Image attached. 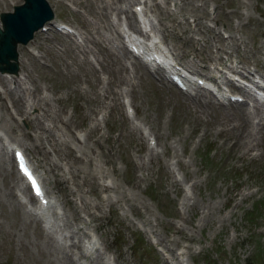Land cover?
<instances>
[{
  "label": "rangeland",
  "instance_id": "374dc122",
  "mask_svg": "<svg viewBox=\"0 0 264 264\" xmlns=\"http://www.w3.org/2000/svg\"><path fill=\"white\" fill-rule=\"evenodd\" d=\"M20 1L0 0V12ZM48 1L54 12L51 22L66 23L74 31L68 35L74 39L79 34L74 41L83 49L77 50L72 37L53 26L20 43L23 66L12 75L24 76L28 69L35 84L24 79L27 89H22L13 79L0 83V128L6 142L25 148L41 173L42 185L58 202L62 227L71 229L85 220L96 224L97 254L107 256V262L109 257L108 264H171L181 252L187 264H264V205L260 217L246 216L264 193V103L253 98L220 103L204 91L209 101L194 106L190 94L157 79L139 59L124 56L118 27H131L123 11H132L139 0ZM157 1L175 16L159 9L151 31L161 37V23H177L162 40L176 60L201 76L219 75L215 65L224 63L264 76V0ZM113 52L123 65L111 59ZM122 74L134 79L132 87L118 79ZM5 77L0 73V81ZM223 88L241 93L231 84ZM20 105L25 113L19 112ZM244 109L250 110L252 138L243 136L238 142L235 127H241L237 116ZM32 135L40 148L33 145ZM242 143L253 148L246 151ZM2 150L0 142V264H80L79 256L73 262L69 256L78 249L65 246L59 231L53 233L54 241L37 214L29 212L36 201H18V184L24 181L18 179L12 153ZM98 179L113 186L111 191L100 188ZM164 252L171 255L169 262Z\"/></svg>",
  "mask_w": 264,
  "mask_h": 264
},
{
  "label": "bare ground",
  "instance_id": "6f19581e",
  "mask_svg": "<svg viewBox=\"0 0 264 264\" xmlns=\"http://www.w3.org/2000/svg\"><path fill=\"white\" fill-rule=\"evenodd\" d=\"M107 1V0H106ZM114 1V0H113ZM121 1V0H120ZM131 1L132 0H126V2H127V4H130L131 3ZM142 0H139V2L138 3H140ZM170 1L171 0H164V3L166 2V4L167 3H170ZM172 1H174V5H175V2L177 1V0H172ZM186 1V0H185ZM187 1H189V0H187ZM186 1V2H187ZM109 2V1H108ZM116 2V1H115ZM124 2V1H123ZM161 2V1H160ZM181 2V1H180ZM14 4H15V2H13ZM125 3V2H124ZM161 3H163V2H161ZM106 4V3H105ZM112 4V3H111ZM142 4H143V6H144V2L142 1ZM121 5H122V3H121ZM120 5V6H121ZM206 5V4H205ZM107 6V5H106ZM135 6V5H134ZM178 6V5H177ZM179 6H181V5H179ZM193 6V5H192ZM129 7V6H128ZM184 7V6H183ZM200 7V6H199ZM124 8H126V7H124ZM168 8H169V6H168ZM187 8V7H186ZM116 9V8H115ZM159 9H161V10H163V11H165L167 14L166 15H168V16H170V17H173V16H175L174 15V10H168L167 9V5L166 6H164V5H161L157 0H152V3L151 2H149L148 0L146 1V6H145V10H144V8H143V10H142V7H140V12L141 11H144V13L146 14V15H144V13H143V15L145 16V18H143V21L145 22V24H147V21H146V16H147V18L151 21L150 22V25H151V28H155V27H153V25H154V22H153V13H157V11L159 10ZM109 10V9H108ZM114 10V9H113ZM187 10V9H186ZM107 11V10H106ZM116 11V10H115ZM119 11V10H118ZM122 11V10H121ZM183 11V10H182ZM190 11V10H189ZM201 11V10H200ZM237 11V10H236ZM123 12H125V14H126V18H127V21H128V23H129V25L132 27V28H134V29H137V26H136V24H134L133 23V18H134V13H135V11L134 10H130V9H128L127 10V8L126 9H124V11ZM185 13H187V11L185 12ZM194 13V12H193ZM106 14V13H105ZM115 14V13H114ZM113 14V15H114ZM165 14V13H164ZM175 14H176V12H175ZM184 14V13H183ZM107 15V14H106ZM165 15V16H166ZM195 16H196V18H194V19H196V23H198L199 22V19H198V14H195ZM242 16V15H241ZM116 18V17H115ZM251 18V17H250ZM253 18V17H252ZM109 19V18H108ZM110 19H111V16H110ZM109 19V25L111 26V27H115L116 28V31H117V24H116V22H114L113 20H110ZM183 19V18H182ZM181 19V20H182ZM116 20V19H115ZM186 20H187V18H186ZM183 21V20H182ZM176 22V21H175ZM180 22V21H179ZM185 22V21H184ZM55 22H51V24H54ZM161 25L163 26L162 27V29H163V31H162V36H161V38L163 39V40H165L164 39V37H165V30H167V28H169V30L170 31H172V32H174V29H176L177 28V23L176 24H172L171 25V27H167L164 23H161ZM155 26V25H154ZM239 26V25H238ZM0 27H1V20H0ZM93 27L95 28V27H97V25H93ZM201 27V26H200ZM46 28H48V26L46 27ZM97 29V28H96ZM157 29V28H156ZM121 28H120V32H121ZM139 32H141V30L138 28L137 29ZM185 29H182V32L184 31ZM81 32V31H80ZM185 32V31H184ZM142 33V32H141ZM160 33H161V31H160ZM170 33V32H169ZM168 33V34H169ZM83 34V33H82ZM65 35H68V34H65ZM79 35V34H78ZM78 35H76L75 36V38L74 39H76V37L78 36ZM81 35V34H80ZM86 35V34H85ZM71 39H73V36L72 35H68ZM114 36V35H113ZM116 36V35H115ZM126 36H127V39L128 40H130V42H131V44L132 45H134L136 48H137V51H138V53H140L141 55H142V57L143 58H145L146 60H148V61H156V59L157 60H159L160 62H159V64L162 66V67H165L164 65H165V63H166V59H164V58H162L161 57V55L160 54H158L157 52H154L153 50H152V48L150 47V45H149V43L148 42H146V44H144V45H142L141 44V42H138V41H136V40H134L133 38H132V36L130 35V34H126ZM158 36H160V35H158ZM174 36V35H173ZM79 37V36H78ZM177 37H179V36H177ZM187 37H190L189 35H187ZM234 37V36H233ZM82 38V37H81ZM109 38V37H108ZM107 38V39H108ZM116 38H117V40H118V37L116 36ZM172 38V37H171ZM241 38V37H240ZM74 39L72 40V41H74ZM148 39H149V37H148ZM179 39V38H178ZM187 39V38H186ZM90 40L91 41H93V42H99L98 40H96L95 38H90ZM166 40H167V38H166ZM238 40V39H237ZM35 41V40H34ZM109 41V40H108ZM119 41V40H118ZM75 42V48L77 49V50H82L83 49V45H81L80 46V43H78L79 41H77V40H75L74 41ZM81 42V41H80ZM115 42V41H114ZM159 42H162V41H160V39H159ZM235 42V41H234ZM243 42V41H242ZM35 43H36V41H35ZM120 43H121V41H120ZM178 43V42H177ZM79 44V45H78ZM83 44V43H82ZM86 44V43H85ZM119 44V43H118ZM243 44V43H242ZM112 45V44H111ZM117 45V44H116ZM115 45V46H116ZM229 45V44H228ZM85 46V45H84ZM112 46H114V45H112ZM230 46V45H229ZM106 47V46H105ZM120 47H122V53H123V55L125 56H128L129 54H128V52L124 49V45L121 43L120 44ZM170 47V46H169ZM240 47V46H239ZM18 46H17V50H18ZM115 48V47H114ZM167 48H168V45H167ZM173 48V47H172ZM176 48V47H175ZM89 49V48H88ZM113 49V48H112ZM170 49V48H169ZM93 50V49H92ZM117 50H119V49H117ZM171 50V49H170ZM224 50V49H223ZM94 51V50H93ZM233 51H234V49H233ZM30 52H32V56L34 57V58H36L35 56V54H34V51H30ZM30 52H28V53H30ZM115 52H116V49H115ZM102 53V52H101ZM121 53V52H120ZM171 53V52H170ZM21 51L19 52V60H18V63H19V68H20V70L22 69V66H23V61H22V56H21ZM108 54V53H107ZM234 54V53H233ZM31 55V54H30ZM35 55V56H34ZM122 55V54H121ZM123 55H122V57H123ZM31 56V57H32ZM112 56V55H111ZM113 56H114V58H111V59H113V60H116V62L117 63H119L120 65L122 64V58L121 57H119V56H117V54L115 53L114 54V52H113ZM29 57V56H28ZM32 57V58H33ZM126 58V57H125ZM29 59H31V58H29ZM100 59V58H99ZM35 60V59H34ZM126 60V59H125ZM131 62H132V67H133V69H132V71H136L135 70V67H136V62L134 61V60H131ZM128 63V62H127ZM162 63V64H161ZM113 64V63H112ZM126 64V63H125ZM123 65V64H122ZM127 65V64H126ZM129 65V64H128ZM171 65V64H170ZM237 65V64H236ZM188 66V65H187ZM217 66V65H216ZM224 66H225V69H226V71H227V69H229V68H231V72L232 71H234L235 70V68H234V64H227V63H224ZM117 67V66H116ZM130 67V66H129ZM113 70V69H112ZM119 70V69H118ZM118 72V71H117ZM150 72H152V74H154V76L157 78V79H159L160 77H161V74L159 73V72H157V71H155V70H153V71H150ZM4 76H6L5 78H3V80L2 81H0V83L2 84V85H4V83L6 82L7 83V81H8V83L9 82H11L12 81V79H13V82L14 81H16L17 82V85H19L20 87H22V89H27V86L24 84V82H23V80L24 79H27V80H29L30 82H32V83H34L35 84V80H34V78L31 76L32 75V73L28 70V69H25V72H23V74H24V76H20V77H16V78H14V76L11 74V73H7V72H4V73H2ZM116 74V73H115ZM220 74H221V76H224V75H226V72H220ZM243 75H245L246 77H250V75H249V73H243ZM213 76V74L211 75V77ZM227 76V75H226ZM118 79L119 80H124V82H126V83H128V85L130 86V87H132L133 86V81H134V79L133 80H130L129 78H126L125 79V76L122 74V75H119L118 76ZM216 79V78H215ZM26 80V81H27ZM25 81V80H24ZM25 81V82H26ZM220 81H223V82H225V83H227V82H229L228 81V78H225V77H222L218 82H220ZM12 85H13V83H12ZM16 85V84H15ZM8 89H10V88H8ZM6 90V92L8 93V95H9V91L10 90ZM36 89L38 90V87H37V85H36ZM10 93H11V91H10ZM184 93H186V94H190V97H189V99L192 101V104L195 106V105H197L198 103H201V101H203V103L205 102V103H207L208 101H209V98L207 97V94L204 92V91H202V92H200V89H199V93H193V92H185L184 91ZM204 93V94H203ZM195 94H197V95H195ZM4 95V94H3ZM3 95L2 94H0V97L1 98H3ZM251 96V95H250ZM19 98H21L22 99V97H20L19 96ZM252 98V97H251ZM20 99V100H21ZM222 103V102H221ZM128 106H129V104H128ZM202 107H204L203 105H201ZM130 107V106H129ZM198 107V106H197ZM259 108H260V106H259V104H254V110H255V112L257 113L258 112V110H259ZM18 109H19V112L21 113H25V111H24V109H23V105H20V107H18ZM34 110H36L35 108H34ZM243 110V109H242ZM263 110V109H262ZM47 110H45L44 112H46ZM48 111H49V109H48ZM28 112L30 113V111L28 110ZM35 112V111H34ZM252 112V111H251ZM263 112V111H262ZM49 113V112H48ZM243 113V114H242ZM241 113V115H239V116H237V119H238V122H239V124H241V127L238 129V126H236L235 128H237V131H238V142L242 139V137L243 136H245V138H246V136L249 138L250 136H251V129L249 130V129H247V126L249 125V121L250 120H252L251 118H250V110L249 111H247V110H245L244 109V111ZM253 113H254V111H253ZM261 114V113H260ZM263 115V114H262ZM44 116V115H43ZM251 116H252V113H251ZM258 116V115H257ZM1 117V116H0ZM260 117V116H259ZM131 118H132V116H131ZM224 119V118H223ZM226 119V118H225ZM236 119V120H237ZM1 120H3V117H1V119H0V126H2L4 123H2L1 122ZM222 121V120H221ZM261 121H262V119H261ZM264 121V120H263ZM38 122V121H37ZM39 122L40 123H43V120L40 118L39 119ZM225 122V121H224ZM227 122V121H226ZM230 122V121H229ZM232 122V121H231ZM259 122V121H258ZM39 123V124H40ZM223 123V122H222ZM253 123H254V121H253ZM141 124V123H140ZM234 124V123H233ZM261 123H259V125H260ZM145 125V124H144ZM258 125V124H257ZM9 126V125H8ZM10 126H11V124H10ZM44 126V125H43ZM134 127V126H133ZM136 127V126H135ZM253 127V126H252ZM258 127V126H257ZM256 127V128H257ZM8 128V127H7ZM48 128V127H47ZM46 128V129H47ZM139 128V126L137 127V129ZM234 128V129H235ZM255 128V127H254ZM49 129V128H48ZM229 129V128H228ZM0 130H2V128H0ZM231 130V129H230ZM46 131V130H45ZM244 131V133H241V132H243ZM256 131V130H255ZM259 131V130H258ZM138 132V131H137ZM235 132V131H234ZM228 133H229V131H228ZM237 133V132H236ZM254 133V132H253ZM34 135V134H33ZM32 135V138H31V141H32V143H33V145H35V147L36 148H40L41 146L40 145H38L37 144V142L35 141V136H33ZM231 136V135H230ZM258 136V135H257ZM260 137V136H259ZM6 138V137H5ZM37 138V137H36ZM234 138V137H233ZM252 138V137H251ZM251 138H249V139H251ZM148 139H149V137H148ZM228 139V138H227ZM254 139V138H253ZM252 139V140H253ZM259 139V138H258ZM5 140L6 139H4V137L3 136H0V142H1V146H2V152H4V153H6V151H7V148H9L10 146H9V143H6L5 142ZM8 140V139H7ZM11 141H13V140H11ZM232 141V140H231ZM241 141H243V140H241ZM245 141V140H244ZM250 141V140H249ZM9 142V141H8ZM237 142V141H236ZM254 142V141H253ZM42 143V142H41ZM251 143V142H250ZM3 144V145H2ZM243 144V143H242ZM158 145V144H157ZM248 144H246V143H244L243 144V146L242 147H244V148H246L245 150L247 151V150H251L252 148H251V145H249V146H247ZM254 146V145H253ZM234 147H236V146H234ZM154 148V147H153ZM158 148V147H157ZM13 149V148H12ZM150 149V148H149ZM40 150V149H39ZM76 150V149H75ZM153 151V150H152ZM155 151V150H154ZM157 151V150H156ZM78 152V151H77ZM72 153V152H71ZM79 153V152H78ZM8 155V154H7ZM158 155V154H157ZM147 156V155H146ZM4 157V156H3ZM73 157L75 158V159H78L80 156H77V155H73ZM82 157V156H81ZM149 157V156H148ZM153 157V156H152ZM1 158V157H0ZM2 160H3V158H1ZM83 159V158H82ZM8 160V159H7ZM6 160V161H7ZM48 161V160H47ZM81 161V160H80ZM1 162V161H0ZM79 162V161H78ZM48 163V162H47ZM81 163V162H80ZM9 164V163H8ZM69 164V163H68ZM71 164V163H70ZM75 164V163H74ZM79 164V163H78ZM54 169V168H53ZM48 170H52L51 168H49L48 167ZM115 170V169H114ZM53 174H54V171L52 170L51 171ZM75 174V173H74ZM40 175V174H39ZM176 176V175H175ZM59 177V176H58ZM93 177V176H92ZM146 177V176H145ZM91 179V178H90ZM145 179V178H144ZM62 180V179H61ZM67 180V179H66ZM81 180H83V179H81ZM175 180V179H174ZM63 181V180H62ZM173 181V180H172ZM182 181V180H181ZM67 182V181H66ZM94 182H96V181H94ZM178 182V181H177ZM174 183V182H173ZM94 184V183H93ZM96 184L100 187V188H102L103 190H105V191H111V189L113 188V186H111L110 184H104V183H102V182H99V179L97 180V182H96ZM115 184V183H114ZM134 184V183H133ZM19 186H18V191L19 192H26V186L25 185H23V184H18ZM185 185H186V183H185ZM78 186V185H77ZM93 186V185H92ZM188 186V185H187ZM115 190V189H114ZM77 191V190H76ZM68 192V191H67ZM74 192V191H73ZM71 193V192H70ZM82 193V192H81ZM73 194H75V193H73ZM84 196V195H83ZM109 196H111V194H109ZM185 196V195H184ZM45 197V196H44ZM190 197V196H189ZM21 198V196L19 195V193L17 192V199H18V201L20 202H23V203H25V200L24 199H20ZM74 198H75V196H74ZM81 198V197H80ZM85 198V197H84ZM187 198V197H186ZM100 199V198H99ZM128 199V198H127ZM111 200V199H110ZM113 200H115V199H113ZM108 201V200H107ZM112 201V200H111ZM75 202V201H74ZM86 202V201H85ZM101 202V201H100ZM110 202V201H109ZM115 202V201H114ZM46 203H47V205L44 207V206H39L38 208H37V213H39V217H41L42 218V220L44 221V223L46 222L47 224H48V226L47 227H45V229L46 230H48L47 231V235L49 236V237H51L54 241H55V238H54V235H53V233L54 232H58L59 231V233L58 234H60V236H61V238H63V242L65 243V246H70V245H72L73 247H76L77 249H78V251L75 253V255L76 256H79L78 258H81V259H79V263L80 264H89V263H86L85 261H83V258L82 257H84V256H86V251H88V250H90L91 248H93V246L95 245V241H94V239L92 238V236H89L90 237V239L88 240V243L86 242V244H84V248H81V246H80V243H79V240H80V238H81V234H85V232H86V230H87V234H88V232H89V229H91V230H94L96 227H97V225L96 224H91L89 221H87V220H85L84 221V224L83 225H79L78 223H77V226H75V227H73V228H71V229H66L65 227H62V226H64V225H62V224H64V222L62 221V224L60 225V224H58V226H56V225H54V221H53V218H52V216H51V211H50V209L52 208V206L56 203H54L53 202V200H52V198L50 197V196H46ZM70 203V202H69ZM128 203H129V201H128ZM26 204V203H25ZM82 204V203H81ZM75 205V204H74ZM184 205V204H183ZM186 205V204H185ZM102 206V205H101ZM82 207V206H81ZM203 207V206H202ZM205 208V207H204ZM210 208V206L209 207H207V209H209ZM81 209V208H80ZM206 209V208H205ZM87 210V209H86ZM83 211V210H82ZM29 212H32V213H35V212H33V211H31V210H29ZM76 212V211H75ZM90 212V211H89ZM203 214H206L207 213V211H201ZM60 214V213H59ZM66 214V213H65ZM77 214V213H76ZM34 216V215H33ZM79 216V215H78ZM81 216V215H80ZM32 217V216H31ZM67 217V216H66ZM69 217V216H68ZM67 217V218H68ZM90 217V216H89ZM97 217V216H96ZM40 219V218H39ZM83 219H85L84 217H83ZM83 219H80V220H83ZM92 219V218H91ZM67 220V219H66ZM69 220V219H68ZM95 220V219H94ZM60 221H61V219H60ZM64 221H65V219H64ZM70 221V220H69ZM69 221H67V222H69ZM70 223V222H69ZM81 223V222H80ZM73 225V224H72ZM68 226H70V225H68ZM55 227V228H54ZM48 228H50V229H48ZM54 228V229H53ZM157 234V233H156ZM79 235H81V236H79ZM79 236V237H78ZM60 238V237H59ZM79 238V239H78ZM56 239H57V237H56ZM65 240V241H64ZM69 240H72V242H70L69 244H68V241ZM59 241H60V239H59ZM62 242V243H63ZM61 244V243H60ZM62 246V245H61ZM64 246V245H63ZM96 250V252H95V254H97V253H99L100 252V250L99 249H95ZM166 251V250H165ZM182 251V250H181ZM103 253V252H102ZM65 254H66V252H65ZM72 255V254H71ZM71 255L69 254V256H70V260H71V262H73V260L72 259H74V257L72 258L71 257ZM102 255L103 254H97V255H91L92 257L90 258V264H106L103 260H102ZM183 255V253L181 252L180 254H178L177 256H173V258L175 259L174 261H172L171 262V264H187L186 262H185V260L183 259L184 257L182 256ZM104 256V255H103ZM164 257H165V262L167 261V262H169V258L171 257V255L170 254H166L165 252H164ZM77 258V259H78ZM111 258V257H110ZM97 259H100L101 260V262H100V260H98L97 261ZM112 259V258H111ZM75 260V259H74ZM111 261V260H110ZM108 263V262H107Z\"/></svg>",
  "mask_w": 264,
  "mask_h": 264
},
{
  "label": "water",
  "instance_id": "95a60500",
  "mask_svg": "<svg viewBox=\"0 0 264 264\" xmlns=\"http://www.w3.org/2000/svg\"><path fill=\"white\" fill-rule=\"evenodd\" d=\"M13 8V11L0 14L3 25V28H0L1 71H17V43H25L33 31L53 15L46 0H24Z\"/></svg>",
  "mask_w": 264,
  "mask_h": 264
},
{
  "label": "trees",
  "instance_id": "16d2710c",
  "mask_svg": "<svg viewBox=\"0 0 264 264\" xmlns=\"http://www.w3.org/2000/svg\"><path fill=\"white\" fill-rule=\"evenodd\" d=\"M263 205H264V195L262 196L260 200H258L257 203H254V205L249 210H247V214H246L247 220H250L253 218L256 219L260 217V215L262 214Z\"/></svg>",
  "mask_w": 264,
  "mask_h": 264
}]
</instances>
